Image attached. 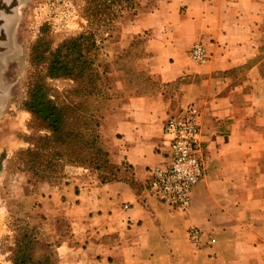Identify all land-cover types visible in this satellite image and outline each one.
Segmentation results:
<instances>
[{
	"label": "crops",
	"instance_id": "1",
	"mask_svg": "<svg viewBox=\"0 0 264 264\" xmlns=\"http://www.w3.org/2000/svg\"><path fill=\"white\" fill-rule=\"evenodd\" d=\"M15 15L0 30V107ZM122 28L148 32L158 85L129 95L111 127L118 176L33 184L16 174L51 264H264V0H155ZM196 42L208 57L202 64L190 58ZM184 108L199 116L203 159L181 211L146 185L150 168L165 161L164 121ZM191 228L200 230L197 246Z\"/></svg>",
	"mask_w": 264,
	"mask_h": 264
},
{
	"label": "rangeland",
	"instance_id": "2",
	"mask_svg": "<svg viewBox=\"0 0 264 264\" xmlns=\"http://www.w3.org/2000/svg\"><path fill=\"white\" fill-rule=\"evenodd\" d=\"M154 2L133 0L132 8L105 25L104 20L95 23L85 15L84 0H15V47L1 71L9 95L0 107V264H12L11 257L24 251L20 241L28 240L22 238L29 214L23 209L18 172L26 173L32 182L42 176L54 184L73 176L100 180L118 176L120 163L114 159L116 136L111 127L129 95L158 85L151 70L148 32L131 35L122 23L149 10ZM83 31L93 32L97 41V49L91 52L93 76L51 78L43 63L33 67L31 48L41 34L52 48ZM261 59L264 74V47ZM33 72H38L50 97L67 106L61 138L24 108ZM25 252L53 261L50 245L36 239Z\"/></svg>",
	"mask_w": 264,
	"mask_h": 264
},
{
	"label": "trees",
	"instance_id": "3",
	"mask_svg": "<svg viewBox=\"0 0 264 264\" xmlns=\"http://www.w3.org/2000/svg\"><path fill=\"white\" fill-rule=\"evenodd\" d=\"M133 7V0H84L83 12L90 16L95 23L104 20V24H109L114 19L122 15L128 8ZM106 13V19L103 14ZM44 32V31H43ZM97 49V41L93 32L83 31L76 36H69L60 41L56 46L50 47L44 34L34 42L31 48V64L35 69L43 63L46 69V76L51 78H73L78 79L83 76H93L94 58L91 52ZM38 72H33L28 83L27 98L24 101V108L33 115V117L44 122L60 138L62 130L66 123V108L60 105L55 99L51 98L47 92L45 83L39 79ZM76 105V104H75ZM65 134V133H64ZM29 181L32 182L31 178ZM38 182H48L41 176L36 178L33 184ZM50 183V182H48ZM28 228L22 238L28 240L20 241L19 248L24 250L21 254L11 257L12 264H51L49 258L32 257L25 252L30 248L33 239L40 242L33 225L26 222ZM30 227V228H29ZM53 255V254H52Z\"/></svg>",
	"mask_w": 264,
	"mask_h": 264
},
{
	"label": "built area",
	"instance_id": "4",
	"mask_svg": "<svg viewBox=\"0 0 264 264\" xmlns=\"http://www.w3.org/2000/svg\"><path fill=\"white\" fill-rule=\"evenodd\" d=\"M190 58L198 64L207 61L201 42L192 46ZM161 150L165 161L150 168L146 188L170 208L185 211L191 202L192 188L202 174L203 142L194 109L184 108L165 119ZM189 237L197 246L200 230L191 228Z\"/></svg>",
	"mask_w": 264,
	"mask_h": 264
},
{
	"label": "flooded vegetation",
	"instance_id": "5",
	"mask_svg": "<svg viewBox=\"0 0 264 264\" xmlns=\"http://www.w3.org/2000/svg\"><path fill=\"white\" fill-rule=\"evenodd\" d=\"M16 6L15 0H0V30H3V25L5 24L6 15H10L14 13V8ZM5 14V15H4ZM5 40V36L0 32V42ZM2 47L0 46V51Z\"/></svg>",
	"mask_w": 264,
	"mask_h": 264
}]
</instances>
